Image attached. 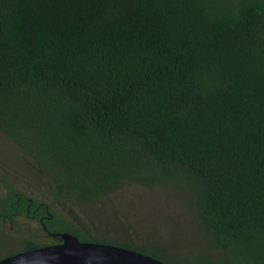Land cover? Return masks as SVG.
Here are the masks:
<instances>
[{"label":"trees","instance_id":"trees-1","mask_svg":"<svg viewBox=\"0 0 264 264\" xmlns=\"http://www.w3.org/2000/svg\"><path fill=\"white\" fill-rule=\"evenodd\" d=\"M0 133L55 200L175 187L218 257L264 264V0H0ZM32 210L55 242L174 264L149 235L88 231L15 189L0 221Z\"/></svg>","mask_w":264,"mask_h":264},{"label":"rangeland","instance_id":"rangeland-1","mask_svg":"<svg viewBox=\"0 0 264 264\" xmlns=\"http://www.w3.org/2000/svg\"><path fill=\"white\" fill-rule=\"evenodd\" d=\"M8 188L49 205L51 212L88 231L111 238L126 232L137 243L149 235L152 244L172 258L174 264H195L208 261L207 257L227 264L224 256L218 257V251L201 239L188 201L175 187L130 182L104 194L97 202L61 197L55 200L37 176L32 161L0 133V200ZM14 220L0 221V258L18 252L25 239L45 245L58 243L43 233L35 219L20 215Z\"/></svg>","mask_w":264,"mask_h":264},{"label":"water","instance_id":"water-1","mask_svg":"<svg viewBox=\"0 0 264 264\" xmlns=\"http://www.w3.org/2000/svg\"><path fill=\"white\" fill-rule=\"evenodd\" d=\"M58 234L59 243L15 252L0 258V264H165L120 246L79 241L66 232Z\"/></svg>","mask_w":264,"mask_h":264},{"label":"flooded vegetation","instance_id":"flooded-vegetation-1","mask_svg":"<svg viewBox=\"0 0 264 264\" xmlns=\"http://www.w3.org/2000/svg\"><path fill=\"white\" fill-rule=\"evenodd\" d=\"M37 207H38V206H35L34 210H35ZM34 210H32L31 213H30V215H28V216H26V217L31 218V219H35V220L38 222V224L40 225L41 229H44V227H43V225H42V223H41V221H40V217H38V218H35V217H34ZM44 211H45V213L47 214L46 208H45ZM42 217H47V216H42ZM42 217H41V218H42ZM46 235H47V234H46Z\"/></svg>","mask_w":264,"mask_h":264}]
</instances>
